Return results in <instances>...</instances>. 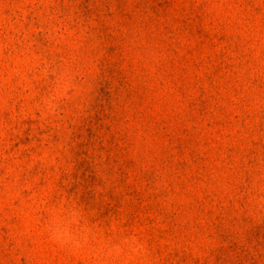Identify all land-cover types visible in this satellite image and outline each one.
<instances>
[{
	"label": "rangeland",
	"instance_id": "obj_1",
	"mask_svg": "<svg viewBox=\"0 0 264 264\" xmlns=\"http://www.w3.org/2000/svg\"><path fill=\"white\" fill-rule=\"evenodd\" d=\"M0 264H264V0H0Z\"/></svg>",
	"mask_w": 264,
	"mask_h": 264
}]
</instances>
